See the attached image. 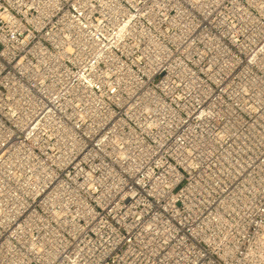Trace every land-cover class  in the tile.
I'll list each match as a JSON object with an SVG mask.
<instances>
[{
	"label": "built area",
	"instance_id": "1",
	"mask_svg": "<svg viewBox=\"0 0 264 264\" xmlns=\"http://www.w3.org/2000/svg\"><path fill=\"white\" fill-rule=\"evenodd\" d=\"M0 264H264V0H0Z\"/></svg>",
	"mask_w": 264,
	"mask_h": 264
}]
</instances>
